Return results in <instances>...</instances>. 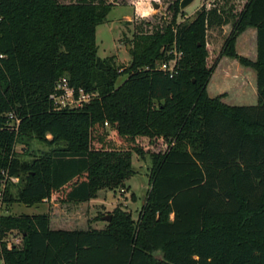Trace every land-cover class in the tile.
<instances>
[{
  "label": "trees",
  "instance_id": "trees-1",
  "mask_svg": "<svg viewBox=\"0 0 264 264\" xmlns=\"http://www.w3.org/2000/svg\"><path fill=\"white\" fill-rule=\"evenodd\" d=\"M180 5L170 4L168 24L139 27L124 66L98 55L97 26L113 3L0 0V181L26 174L18 198L6 186V203L88 201L124 186L133 152L153 159L138 219L116 208L104 228L54 229L48 213L2 214L0 264H264V0L231 14L223 50L239 57L236 36L257 29V59L239 57L257 71L254 105L207 91L217 64L208 65V29L229 18L203 6L177 22ZM173 49L181 56L171 77L158 62ZM62 77L95 96L56 109L50 96ZM33 139L51 149L23 162L16 145ZM14 230L23 241L8 248Z\"/></svg>",
  "mask_w": 264,
  "mask_h": 264
},
{
  "label": "rangeland",
  "instance_id": "rangeland-1",
  "mask_svg": "<svg viewBox=\"0 0 264 264\" xmlns=\"http://www.w3.org/2000/svg\"><path fill=\"white\" fill-rule=\"evenodd\" d=\"M71 2L75 0H59ZM114 4L105 21L97 26L96 42L98 55L105 58L115 56L118 65L129 66L131 63V42L134 33L141 27L145 31H152L170 22L173 10L169 8L174 0H103ZM248 0H194L189 6L181 9L177 22L193 20L198 11L206 6L207 9H216L223 18H229L227 23H214L208 29L207 48L209 51L208 65L217 61L216 68L210 79V97H220L221 101L235 105H254L258 101L257 71L243 63L239 57L249 61L257 59V39L252 27H248L236 36L235 51L239 57H232L223 53L228 48V39L234 32V17L231 14L239 13ZM158 4V5H157ZM147 13V15H144ZM149 22V23H148ZM168 54H172L170 50ZM161 62H158V65ZM126 75L118 78L117 85L121 84ZM93 97L83 102L88 103ZM81 107V106H80ZM77 108V107H76ZM107 130L114 134L109 125ZM157 147V146H156ZM51 149L49 145L38 139L31 140L28 146L16 145V151L23 162H31L34 157ZM132 165L135 174L126 181L124 186L113 189H101L96 198L83 202H56L44 200L33 206L20 201L5 203L3 214H40L48 213L51 216V227L58 229H88L108 226L104 216L111 215L116 208L130 212L134 219H138L143 206L147 204L152 190L151 178L153 159L147 154H132ZM25 173L21 172L14 181L8 183L9 190L14 198L24 185ZM4 186L0 181V188Z\"/></svg>",
  "mask_w": 264,
  "mask_h": 264
},
{
  "label": "built area",
  "instance_id": "built-area-1",
  "mask_svg": "<svg viewBox=\"0 0 264 264\" xmlns=\"http://www.w3.org/2000/svg\"><path fill=\"white\" fill-rule=\"evenodd\" d=\"M174 54V57L161 62L158 66L168 72L171 77H173L177 73V65L178 59L181 56V53H178L176 50H171ZM95 94L86 93L83 89H79L76 92L75 88L69 85L67 77H62L57 81L55 86V91L51 94V99L54 101V105L56 109L62 108H76L82 106L83 102L91 97H94ZM106 126L109 125L108 122L105 123ZM15 176L4 178L2 180L4 186L0 188V216L3 214L2 209L6 203L5 201V188L8 185V181H14ZM8 248H12L13 246H20L23 241V236L18 231L14 230L3 239Z\"/></svg>",
  "mask_w": 264,
  "mask_h": 264
},
{
  "label": "water",
  "instance_id": "water-1",
  "mask_svg": "<svg viewBox=\"0 0 264 264\" xmlns=\"http://www.w3.org/2000/svg\"><path fill=\"white\" fill-rule=\"evenodd\" d=\"M194 0H181V9H184L186 8L187 6H189ZM158 5V4H157ZM104 219L105 220H108L110 221L111 220V215H107V216H104Z\"/></svg>",
  "mask_w": 264,
  "mask_h": 264
},
{
  "label": "crops",
  "instance_id": "crops-1",
  "mask_svg": "<svg viewBox=\"0 0 264 264\" xmlns=\"http://www.w3.org/2000/svg\"><path fill=\"white\" fill-rule=\"evenodd\" d=\"M252 29H253V32H254V36L256 35V39H257V29L254 28V27H252ZM213 74H215V73H213ZM212 76H214V75H212ZM212 78H213V77H211V80H212ZM209 84H210V82H209ZM209 84H208V91H209ZM209 93H210V91H209ZM210 94H211V93H210ZM229 105H235V104L229 103ZM97 228H98V227H97ZM99 228H103V227H99ZM54 229H58V228H54Z\"/></svg>",
  "mask_w": 264,
  "mask_h": 264
},
{
  "label": "clouds",
  "instance_id": "clouds-1",
  "mask_svg": "<svg viewBox=\"0 0 264 264\" xmlns=\"http://www.w3.org/2000/svg\"><path fill=\"white\" fill-rule=\"evenodd\" d=\"M144 15H147V13H144Z\"/></svg>",
  "mask_w": 264,
  "mask_h": 264
}]
</instances>
